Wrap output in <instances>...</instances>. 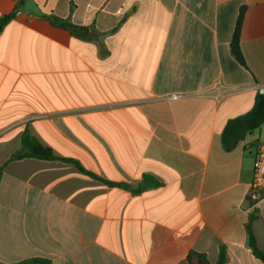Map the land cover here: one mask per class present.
Segmentation results:
<instances>
[{
	"label": "crops",
	"instance_id": "1",
	"mask_svg": "<svg viewBox=\"0 0 264 264\" xmlns=\"http://www.w3.org/2000/svg\"><path fill=\"white\" fill-rule=\"evenodd\" d=\"M19 1L0 32V263L216 264L223 246L264 264L246 231L254 215L264 247V197L247 200L264 126L222 144L264 89V0H0V19ZM25 135L88 174L10 160Z\"/></svg>",
	"mask_w": 264,
	"mask_h": 264
},
{
	"label": "trees",
	"instance_id": "2",
	"mask_svg": "<svg viewBox=\"0 0 264 264\" xmlns=\"http://www.w3.org/2000/svg\"><path fill=\"white\" fill-rule=\"evenodd\" d=\"M24 2L19 1L14 11L9 15H6L0 19V32L3 30L5 25L12 20L17 12L21 10ZM244 16V9L241 10L237 24L235 27L233 39L231 42V52L236 60L242 65L246 66V62L240 47V35L242 29V22ZM42 18L48 20L54 27L60 28L70 32L74 37H78L84 40H91L97 36L94 28L82 27L74 25L70 20L59 18L55 15H46ZM264 126V94L258 93L254 106L250 112L245 115L239 116L228 122L223 134L222 144L226 151H232L240 142L244 141L245 138ZM24 158H38L44 160H62L68 163L76 165L81 172L88 174L78 162L71 159H62L56 157L51 149L43 146L35 138L25 135L22 139L21 150L14 154L10 160H20ZM4 167L0 168V178L2 177ZM90 175V174H89ZM157 185L158 183H153ZM128 188L127 185H122ZM252 206V205H251ZM255 220L254 215H250L248 224L246 225L248 247L251 249L253 255L264 263V247L258 246L257 238L253 230V221ZM227 253L226 248L221 247L219 252L218 261L216 264H226ZM1 264V263H0ZM16 264H50L49 261H42L39 259L28 260ZM179 264H211L208 256L205 253L191 251L187 257Z\"/></svg>",
	"mask_w": 264,
	"mask_h": 264
},
{
	"label": "built area",
	"instance_id": "3",
	"mask_svg": "<svg viewBox=\"0 0 264 264\" xmlns=\"http://www.w3.org/2000/svg\"><path fill=\"white\" fill-rule=\"evenodd\" d=\"M260 93L264 94V89ZM264 197V141L258 147L254 162L253 180L249 186L247 200L250 205H256Z\"/></svg>",
	"mask_w": 264,
	"mask_h": 264
}]
</instances>
